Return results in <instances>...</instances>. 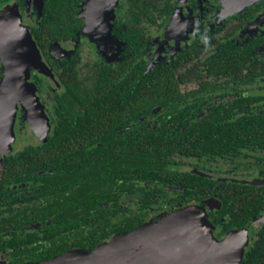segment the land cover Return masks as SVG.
Wrapping results in <instances>:
<instances>
[{
	"label": "flooded vegetation",
	"instance_id": "obj_1",
	"mask_svg": "<svg viewBox=\"0 0 264 264\" xmlns=\"http://www.w3.org/2000/svg\"><path fill=\"white\" fill-rule=\"evenodd\" d=\"M131 1L119 0L111 25L90 33L84 32L90 3L82 0V25L75 37L43 50L35 34L45 0H0V32L18 34L26 28L47 70H29L27 82L34 96L16 91L20 99L13 141L10 150L0 154V179L4 157L28 148H44L48 155L61 116L71 123L65 144L78 145L72 147L76 164L68 162L69 155L63 162V185L22 182L6 186L5 192L0 188V264L93 252L117 235L182 210L204 216L213 237L230 235L242 243L238 264H264V149L246 147L242 138L235 140L233 130L235 124L264 126V0L240 11L232 10L234 0L229 9L225 0H161V10H153L151 20L138 21ZM256 5L248 21L239 17ZM126 36L142 48L135 53ZM137 56L142 73L133 72ZM156 67L172 68V73L158 76L162 88L151 92L164 98L159 105L146 103L137 114L130 105L133 95L149 101L147 91L96 88L101 78L110 76L116 83L128 79V84L144 90ZM68 78L73 84L63 85L62 79ZM4 80L0 51V86ZM177 93L179 100L174 99ZM123 101L126 111L119 107ZM216 111L219 114L212 115ZM198 124L206 128L207 137ZM192 128L193 133H187ZM207 138L208 148L202 145ZM165 143L172 146L170 154H132L136 148ZM185 149L189 154L184 155ZM138 158L154 161L148 165L153 170L140 169ZM160 163L166 166L164 172ZM192 175L205 181L201 194L199 187L178 184ZM190 186L195 198L187 199ZM244 195L253 201V213L236 209V199L242 201ZM65 199L72 214L64 213ZM59 205L61 214L54 213ZM85 210L89 213L80 214ZM23 217L29 221H20ZM9 218L14 221H6Z\"/></svg>",
	"mask_w": 264,
	"mask_h": 264
},
{
	"label": "water",
	"instance_id": "obj_2",
	"mask_svg": "<svg viewBox=\"0 0 264 264\" xmlns=\"http://www.w3.org/2000/svg\"><path fill=\"white\" fill-rule=\"evenodd\" d=\"M118 1L86 0L90 6L85 14L84 32H95L104 24L110 26V15ZM257 1L234 0L232 10L240 11ZM231 3L232 0H225L227 9ZM0 51L5 69V80L0 86L2 154L10 150L13 141V124L20 99L17 89H23L26 95L34 96L27 82L29 70L35 69L41 74H47V70L26 28L18 34L0 32ZM230 237L226 235L222 240H217L204 216L182 210L157 223L117 235L103 242L93 252L70 251L38 264H238L241 248H229Z\"/></svg>",
	"mask_w": 264,
	"mask_h": 264
},
{
	"label": "trees",
	"instance_id": "obj_3",
	"mask_svg": "<svg viewBox=\"0 0 264 264\" xmlns=\"http://www.w3.org/2000/svg\"><path fill=\"white\" fill-rule=\"evenodd\" d=\"M82 0H45L44 2V8H43V21L41 22V26L38 28L35 36L37 38V44L38 46L45 50L47 46H49L51 43L61 40H67L70 38L75 37V32L80 28L82 25L81 19L78 17L79 15V4ZM217 2V0H216ZM260 3V2H259ZM161 4V5H160ZM160 6H162L161 0H132L131 1V8L130 10L134 12L135 17L137 18V21L140 20L141 17H147L151 20L153 18V10H161ZM259 6L249 7L247 8L243 14H241L239 17L246 18V21L250 19V17H253V15L256 12V8ZM252 15V16H251ZM136 33V32H135ZM128 46H130L134 52L136 53L137 50H140L142 47L137 45V40L133 38H126L124 39ZM137 57H134L133 59V67H134V73H142L144 72V66L141 63H137L136 59ZM149 73H152V77H150L147 81V86L143 87L144 90H142V87L134 86L135 84H128V79H122L119 83H116L117 79L115 77L110 76H104L98 81L97 89H111V90H126L133 88L135 91H147L149 96V101H147L143 95H136L134 94V100L130 104L133 108L134 114H137V112L144 106L146 103L149 104V106L159 105L158 100L160 101L163 96L159 97L158 99V92L156 94H151V92L161 89L160 86V78L162 76L161 73L169 74L172 73V68H168L166 70H158V67L151 70ZM159 76V77H158ZM62 79L63 85H69L73 84V81L71 79ZM142 94V93H141ZM174 99L179 100L181 99V96L177 93V95L174 97ZM161 102V101H160ZM162 104V103H161ZM119 107L122 111H126L127 109V103L123 101L122 103H119ZM218 115L219 111H216L212 113V115ZM64 115V114H63ZM260 119V118H259ZM261 120V119H260ZM264 122V118L262 119ZM196 126L201 127L200 130L204 128L203 133L206 132V128L202 126V124H198ZM257 123L249 124L245 128H243L241 125L235 124L233 126V130H235V140H241V138L244 140L246 147L255 150L256 148L264 149V126L257 127ZM257 127V128H255ZM71 128V123L67 122L66 120L62 119L60 120V128L54 137L53 141L50 143L48 147V155L46 150L43 148V150H40L39 148H28L23 152H20L19 154H10L7 157H4L3 160V168H2V175L0 179V188H2L1 191L5 192V187L10 186L13 184L18 183H31L33 185H63L64 180L66 177H64L60 171L64 168L63 162H67L66 156H70V161L72 162V156L76 155V151L73 148H77L78 145H74L72 147H69L65 144V131L67 129ZM194 128L189 130L187 133H193ZM220 133V130L214 131V136H218ZM207 137V132L205 133ZM209 142V145L207 144ZM229 145H232L231 141L228 142ZM47 145V144H46ZM204 147L208 148L211 147V141L207 138L206 141L202 144ZM162 146V148H161ZM161 146H155V145H149L145 147V150L136 148L132 154H149L150 157L154 155H158V153L161 154H170L172 146L168 145V143L161 144ZM179 148V146H177ZM215 148L216 145H213ZM199 149V147H197ZM184 155L189 154L188 150H184ZM192 154H200L199 152H193ZM118 164H120V160H116ZM73 164H76V162H72ZM136 163L139 165L140 169L149 168L150 170H153L148 165L150 163H154V161L150 159H136ZM107 168H115L113 166H109ZM160 172H164L163 170H166V166L163 165V163H160ZM57 171V174L53 173L52 171ZM179 185L188 186L189 184H192L194 187L197 188V191L201 194L202 189L205 186V181L195 175L190 176L187 180L182 181L178 183ZM187 189V188H186ZM189 193L186 192V198L191 199L195 198V192L192 191L191 186L189 188ZM1 193V192H0ZM247 195V194H246ZM246 195L242 197V201L236 199V209L237 210H245L246 213H253L251 211V207L253 206V201L246 198ZM204 196V195H203ZM220 198H224V195H218ZM255 201H257V198L255 197ZM64 213H73L71 209L68 208V204L66 199L64 200ZM258 203H256V210H258L259 207ZM72 207V206H71ZM62 205H59V207H53L54 213L61 214L62 212ZM89 213V210H85V212L80 211V214ZM6 221H14L13 218H9ZM16 221V220H15ZM20 221H29L26 217H23ZM233 223V222H232ZM97 244V241H95L93 244ZM93 248L92 246L89 248L88 251H91ZM17 252H19L18 249H16ZM15 255V254H14ZM63 255V254H62ZM16 256V255H15ZM61 256V255H60ZM58 257V256H56ZM55 258V257H53ZM52 259V258H50ZM50 259H44L43 261H37L34 263H28V264H38L42 263L46 260Z\"/></svg>",
	"mask_w": 264,
	"mask_h": 264
},
{
	"label": "rangeland",
	"instance_id": "obj_4",
	"mask_svg": "<svg viewBox=\"0 0 264 264\" xmlns=\"http://www.w3.org/2000/svg\"><path fill=\"white\" fill-rule=\"evenodd\" d=\"M89 41H90V40H89ZM254 171H255V170L251 169V172H252V173H254ZM216 239H217V238H216ZM217 240H219V239H217ZM220 240H222V239H220ZM228 242H229V244L240 246V248H241V255H240V258H241L242 253H243V245H242V243L236 242V240H233V238H230V239L228 240ZM229 248H230V247H229ZM236 262H237V260H236ZM228 264H230V262H228Z\"/></svg>",
	"mask_w": 264,
	"mask_h": 264
},
{
	"label": "bare ground",
	"instance_id": "obj_5",
	"mask_svg": "<svg viewBox=\"0 0 264 264\" xmlns=\"http://www.w3.org/2000/svg\"><path fill=\"white\" fill-rule=\"evenodd\" d=\"M86 10H88V6H86ZM30 102V101H29ZM33 119V118H32Z\"/></svg>",
	"mask_w": 264,
	"mask_h": 264
}]
</instances>
